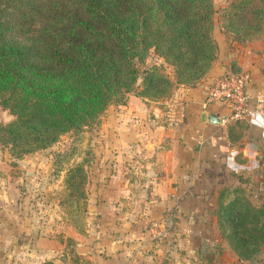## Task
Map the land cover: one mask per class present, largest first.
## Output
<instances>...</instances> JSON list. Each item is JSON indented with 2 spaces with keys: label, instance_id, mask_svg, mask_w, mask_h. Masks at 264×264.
<instances>
[{
  "label": "trees",
  "instance_id": "obj_1",
  "mask_svg": "<svg viewBox=\"0 0 264 264\" xmlns=\"http://www.w3.org/2000/svg\"><path fill=\"white\" fill-rule=\"evenodd\" d=\"M213 14L212 0H0V106L13 116L0 124V144L20 158L94 122L128 93L168 94L172 82L156 66L135 87L134 62L150 49L174 82L194 83L214 59ZM221 17L228 35L253 40L264 0H231ZM235 177L217 190L212 213L219 238L247 260L264 244V199L252 204L247 178Z\"/></svg>",
  "mask_w": 264,
  "mask_h": 264
},
{
  "label": "crops",
  "instance_id": "obj_2",
  "mask_svg": "<svg viewBox=\"0 0 264 264\" xmlns=\"http://www.w3.org/2000/svg\"><path fill=\"white\" fill-rule=\"evenodd\" d=\"M233 49L238 71L250 75L247 92L251 105L258 106L256 119L220 121L218 125L201 119L202 113H215L219 119L227 113L219 103H205L210 81L222 74L223 68L217 67L202 83L177 90L178 109L182 110L177 115L179 123H171L165 129L152 123L146 130L135 124L131 126L135 144L125 145L122 141L121 145H106L112 150L114 160L112 154L111 157L107 154V159L101 161L107 168L111 164V169L106 172V189L100 192L98 203L91 206L100 215L97 234L95 238L80 239L74 247L78 253L83 252L82 259L86 263L172 264L170 254L143 252L154 244L146 237L145 220H136L135 224L131 217L140 213L157 215L170 208L176 216L186 219L185 223L176 222L174 229L179 226L191 232L189 238L209 245L212 239L220 241L212 219L204 223L217 190L236 181V175L248 176L247 182L253 179V182L264 184V42L234 44ZM124 129L127 127L121 123L119 130ZM138 191L139 196L145 192L143 196L149 195L153 200H148V206L143 209L135 210L129 200ZM152 201H155L154 208ZM183 234H179L178 242L187 238ZM2 241L7 242L6 239ZM21 245L24 260L20 264H74L70 256L61 257L63 245L54 237L31 236L21 239ZM8 261L15 264L13 257Z\"/></svg>",
  "mask_w": 264,
  "mask_h": 264
},
{
  "label": "rangeland",
  "instance_id": "obj_3",
  "mask_svg": "<svg viewBox=\"0 0 264 264\" xmlns=\"http://www.w3.org/2000/svg\"><path fill=\"white\" fill-rule=\"evenodd\" d=\"M230 1L212 0L214 28L211 38L216 46L214 59L206 73L194 83L174 82L172 67L150 49L142 60L134 62L137 70L135 87H138L143 72L156 66L172 82L168 94L150 97L128 93L122 101L108 105L94 122L83 126L78 131L65 132L52 145L24 154L20 158L13 157L7 147L0 144L1 264H10L8 259L11 257L15 264H20L24 260L21 239L37 235L59 240L63 245L61 257L70 256L74 264H88L82 259L83 252L78 253L79 250H74V247L75 242L80 239L95 238L97 234L96 224L99 223L100 215L95 213L91 206L98 203L101 198L100 192L106 189L108 183L106 172L111 169V164L107 168L101 161L107 159V154L110 157L112 154L114 160L112 150H108L106 145H117V143L121 145L122 141L125 145L135 144L136 140L131 132V126L135 124L146 130L152 123L160 126V129L171 126V123H179L177 115L182 111L178 109L180 104L176 97L179 88H191L202 83L210 78L209 73L217 67L223 68L220 72L222 74L239 72L233 45H244L256 40L264 42V22L258 28L259 31L254 33L258 37L253 40H236L233 34L228 35L223 29L224 19L221 15ZM136 112H138L137 115H132ZM12 119L13 116L9 111L0 106V124ZM121 123L127 127L123 130L124 132L119 130ZM124 134L126 136L123 138ZM75 167L80 170L73 172ZM70 172L72 176L69 186L66 183V177ZM245 178L249 177H242V179ZM241 185L246 194L250 195L249 200L252 204L256 205L264 199V188H261L264 184H259V181L253 182L251 179L248 182H241ZM136 186L139 187V185ZM143 187L147 186L143 185ZM139 195L138 191V194L129 200V205L135 210L143 209V206H148V200H153L148 198L149 195L147 198ZM152 202L154 206L151 207L154 208L155 201ZM213 207L214 204L212 210H209L211 212L204 216L206 217L204 223L211 218L216 228ZM171 210L169 208L168 211H160L161 213L157 215L140 213L131 217L134 223L142 219L148 222L146 237L154 245L145 248L143 252L170 254L173 258L172 264H264V244L260 246L254 257L241 260L221 239L220 241L212 239L208 241L210 243L208 245L197 238H189L188 233L191 232H185L179 229V226L174 229L176 222V224L182 221L185 223L186 219L179 218ZM151 212H153L152 209ZM198 217L203 219L202 215ZM165 218L171 219L169 227L162 225ZM153 223L161 226L157 236H152L149 231ZM181 233H184L183 236L186 234L187 238L178 242L177 238ZM2 239H6L7 242L4 244ZM164 243L167 245L163 246ZM31 254L34 255L33 252Z\"/></svg>",
  "mask_w": 264,
  "mask_h": 264
},
{
  "label": "built area",
  "instance_id": "obj_4",
  "mask_svg": "<svg viewBox=\"0 0 264 264\" xmlns=\"http://www.w3.org/2000/svg\"><path fill=\"white\" fill-rule=\"evenodd\" d=\"M249 81L248 72L224 73L210 81L205 103H219L227 109V113L220 118L221 122L230 123L256 119L259 113L258 106L251 105V96L247 92ZM162 225L169 227L171 219L165 218ZM160 229L161 226L157 223H153L149 227L152 236H157Z\"/></svg>",
  "mask_w": 264,
  "mask_h": 264
},
{
  "label": "water",
  "instance_id": "obj_5",
  "mask_svg": "<svg viewBox=\"0 0 264 264\" xmlns=\"http://www.w3.org/2000/svg\"><path fill=\"white\" fill-rule=\"evenodd\" d=\"M201 119L206 120L209 124L218 125L220 122L219 117L215 113H202Z\"/></svg>",
  "mask_w": 264,
  "mask_h": 264
}]
</instances>
